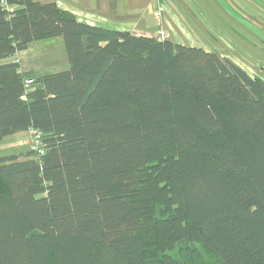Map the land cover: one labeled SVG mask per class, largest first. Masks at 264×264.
I'll list each match as a JSON object with an SVG mask.
<instances>
[{"label": "trees", "instance_id": "16d2710c", "mask_svg": "<svg viewBox=\"0 0 264 264\" xmlns=\"http://www.w3.org/2000/svg\"><path fill=\"white\" fill-rule=\"evenodd\" d=\"M61 37L69 68L8 61ZM0 264H264V79L217 52L0 0Z\"/></svg>", "mask_w": 264, "mask_h": 264}, {"label": "crops", "instance_id": "0c3cea01", "mask_svg": "<svg viewBox=\"0 0 264 264\" xmlns=\"http://www.w3.org/2000/svg\"><path fill=\"white\" fill-rule=\"evenodd\" d=\"M35 1L56 3L83 23L129 31L136 36L158 38L159 32L164 31L166 39L217 52L264 79V0ZM31 46L8 61L20 62L24 59L23 52L31 50ZM27 61L24 66L20 63L22 71H41L56 68L60 63L69 64L67 52L61 60L54 59L46 64L30 65ZM30 134L25 131L15 135Z\"/></svg>", "mask_w": 264, "mask_h": 264}, {"label": "rangeland", "instance_id": "374dc122", "mask_svg": "<svg viewBox=\"0 0 264 264\" xmlns=\"http://www.w3.org/2000/svg\"><path fill=\"white\" fill-rule=\"evenodd\" d=\"M31 50L23 52L24 59L20 60L22 66L24 62L28 64H46L54 59L61 60V57H66V50L61 37L49 38L32 43ZM32 57H35L32 59ZM65 59V58H64ZM33 61V62H32ZM67 61V59H66ZM69 64L60 63L56 68H47L46 71L55 72L68 68ZM32 147V136L11 135L6 137L0 143V157L11 154H19L30 151ZM209 264H219L218 261L210 256H206Z\"/></svg>", "mask_w": 264, "mask_h": 264}, {"label": "built area", "instance_id": "2783aa9c", "mask_svg": "<svg viewBox=\"0 0 264 264\" xmlns=\"http://www.w3.org/2000/svg\"><path fill=\"white\" fill-rule=\"evenodd\" d=\"M162 9L163 8H161L160 10H162ZM159 37L160 38H166L167 34L164 31H160ZM31 136H32V147H31V149L38 154H42L43 153V142H42L41 133L38 130H33L31 132Z\"/></svg>", "mask_w": 264, "mask_h": 264}]
</instances>
